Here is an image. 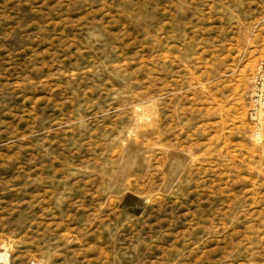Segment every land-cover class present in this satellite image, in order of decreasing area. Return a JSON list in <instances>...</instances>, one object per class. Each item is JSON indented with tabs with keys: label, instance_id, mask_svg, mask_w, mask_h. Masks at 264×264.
<instances>
[{
	"label": "rangeland",
	"instance_id": "374dc122",
	"mask_svg": "<svg viewBox=\"0 0 264 264\" xmlns=\"http://www.w3.org/2000/svg\"><path fill=\"white\" fill-rule=\"evenodd\" d=\"M263 58L264 0H0V264H264Z\"/></svg>",
	"mask_w": 264,
	"mask_h": 264
},
{
	"label": "built area",
	"instance_id": "2783aa9c",
	"mask_svg": "<svg viewBox=\"0 0 264 264\" xmlns=\"http://www.w3.org/2000/svg\"><path fill=\"white\" fill-rule=\"evenodd\" d=\"M250 118L253 137L259 140L264 126V58L256 65L251 77Z\"/></svg>",
	"mask_w": 264,
	"mask_h": 264
},
{
	"label": "bare ground",
	"instance_id": "6f19581e",
	"mask_svg": "<svg viewBox=\"0 0 264 264\" xmlns=\"http://www.w3.org/2000/svg\"><path fill=\"white\" fill-rule=\"evenodd\" d=\"M1 90V89H0ZM2 93V92H1ZM5 106V105H4ZM0 107H3L2 105L0 106ZM23 124H27L26 122H24V121H19V122H17V123H15V125L19 128V130L17 131V130H14V131H10V132H7V134L5 135V137L7 138V139H15V138H25L26 136H27V134L28 133H30V132H26V131H24V130H20V128H22V125ZM17 129V128H16ZM239 251H233V250H231V251H227V253L229 254V256L230 255H232L233 253H238Z\"/></svg>",
	"mask_w": 264,
	"mask_h": 264
}]
</instances>
